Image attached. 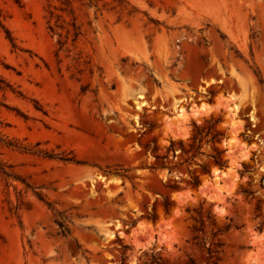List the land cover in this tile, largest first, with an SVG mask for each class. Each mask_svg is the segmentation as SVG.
Wrapping results in <instances>:
<instances>
[{"label": "rangeland", "instance_id": "obj_1", "mask_svg": "<svg viewBox=\"0 0 264 264\" xmlns=\"http://www.w3.org/2000/svg\"><path fill=\"white\" fill-rule=\"evenodd\" d=\"M50 4L60 1L0 0L18 46L0 27V75L23 94L0 90V136L80 163L0 143V160L50 202L0 177V264H264V86L253 69L264 78V0H125L122 12L90 8L92 25L82 8L78 49L94 76L58 52ZM212 118L222 142L191 157L194 124ZM20 189L31 207L15 213ZM158 192L175 202L169 214Z\"/></svg>", "mask_w": 264, "mask_h": 264}, {"label": "trees", "instance_id": "obj_2", "mask_svg": "<svg viewBox=\"0 0 264 264\" xmlns=\"http://www.w3.org/2000/svg\"><path fill=\"white\" fill-rule=\"evenodd\" d=\"M60 4L58 5H52L50 4L51 9L49 10V17H48V28L52 35L57 37V45H58V52L61 50L70 52L72 54V59L75 62L76 70L78 73H82L84 70H88L91 76H94L97 66L94 64L92 57L83 49L79 48V43L82 39V37L86 34V29L84 27V22L82 21L80 14L78 10L85 9V14L89 18L88 23L89 25H92L93 20L90 17L89 9L90 8H96L97 10L101 9H110L114 10L117 9L119 12H122L125 8L124 3L125 0H59ZM0 27L4 29L6 32L7 38L10 40L14 48H18L15 38L12 36L11 31L6 25V16L0 12ZM75 49H77L75 51ZM99 69H102L99 67ZM254 72L258 76L260 83L264 86V78L261 73V70L258 66H255ZM85 88V86H84ZM86 89V88H85ZM0 90H11L15 93H18V95L23 96V94L13 87V85L7 81L5 78H3L0 75ZM0 106H7L4 100L0 99ZM36 107L38 109L40 106L37 104ZM220 122V118H212L208 121L207 125H198L194 124V129L192 136L190 137L191 143L189 144L190 148L189 151H193V154L191 157L196 156V154L201 153V148L203 146L204 141H211L215 143H221L223 140V137L225 135V131L222 129H218L217 125ZM0 143L5 144L10 147L19 148L27 151H32L34 153L42 154L44 156L50 157V158H58L64 161L74 162V163H80V161L76 158L74 155L70 154H55L49 151H42L39 149L30 148L28 146L20 144L16 140H8L5 138H2L0 136ZM170 150H174V144L170 146ZM184 151V150H183ZM215 153L212 154L213 162L220 166L221 168H224L227 166V159L224 158V153L226 149H220L218 147L214 148ZM186 158L183 162L191 159ZM178 163H174L172 166H170V169L174 166L176 167ZM160 167H164V165H161ZM244 170H248V165H243ZM128 170H124V172H127ZM191 172V171H189ZM202 172L207 173L209 172L208 168L206 166L202 167ZM119 173V172H115ZM191 178L188 181V184H190L192 187H197L201 180L200 176L197 174H194L191 172ZM121 175H125L121 173ZM0 177L5 180L7 186H14L16 189L17 186L14 184V181L19 180L24 184V188L26 190H32L34 195L38 197L41 201H44L47 205L50 206V202L46 200L45 195L38 191V187L32 185L30 182L26 180V178H21L12 170V166L2 162L0 160ZM173 183L166 184V186L170 187L171 189H177L179 186L176 184L177 180H173ZM244 192H248L246 190H243ZM254 192V191H253ZM162 197L163 201L161 203V207L165 214H169L175 205V202L171 199L170 195H164L160 192H158ZM251 193V192H249ZM157 205L158 202L156 201L155 205L153 206V213H149L148 217L152 219H157ZM31 202L29 200H26L25 194L23 189H20L17 191V198L15 201L12 199H8V209L10 211H13L15 213H19L22 209H30ZM190 211V210H189ZM199 218L195 220L199 221L202 226L204 225V222L206 218L210 219V210L204 211V206L202 205L200 210L197 211ZM262 215V212L259 213L257 216ZM55 222L59 225L60 229L63 233L69 232V222L70 219L67 218V216H62L61 212L56 211L54 212ZM264 218V215H263ZM214 224V223H213ZM264 222H262L259 228L262 227ZM193 230H200L204 231L203 227L196 228L194 227ZM221 229H218L220 231ZM213 238L210 243V246L207 248L210 253V257H213L217 253L218 250L217 247L220 246V241L215 240V231L212 233ZM6 243L5 237L0 233V246L2 244ZM218 258V256H217ZM124 264V261L122 262Z\"/></svg>", "mask_w": 264, "mask_h": 264}]
</instances>
